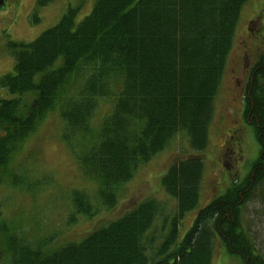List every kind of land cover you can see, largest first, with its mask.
<instances>
[{
  "label": "trees",
  "instance_id": "trees-1",
  "mask_svg": "<svg viewBox=\"0 0 264 264\" xmlns=\"http://www.w3.org/2000/svg\"><path fill=\"white\" fill-rule=\"evenodd\" d=\"M247 2L93 0L79 22L80 5H67L57 23L32 41L7 43L13 69L0 74V168L40 119L58 110L63 141L78 148L81 172L98 185L93 194L71 191L67 224L115 207L136 171L178 133L185 134L192 154L161 178L173 211L149 197L56 248L48 240L32 244L10 233L2 264H212L217 239L243 264H264L242 218L255 187L264 186L255 178L264 172L232 181L198 210L178 239L182 218L199 201L204 169L199 153L207 145L215 96ZM251 78L243 106L255 138L264 142L263 54ZM105 97L113 98L112 107L93 130L97 99Z\"/></svg>",
  "mask_w": 264,
  "mask_h": 264
},
{
  "label": "rangeland",
  "instance_id": "rangeland-1",
  "mask_svg": "<svg viewBox=\"0 0 264 264\" xmlns=\"http://www.w3.org/2000/svg\"><path fill=\"white\" fill-rule=\"evenodd\" d=\"M39 1L42 0H20L17 6L7 5V9L0 10V74L13 69V58L9 56L7 48L9 41H32L57 23L67 5H80L76 22L87 15L93 5V0H49L40 6ZM253 31L256 36L258 32L264 33V0H248L242 8L215 96L213 115L207 130V145L199 153L204 163L199 201L182 218L179 240L192 226L198 210L211 199L222 195L228 182H244L248 175L245 172L249 169V165H246L257 155L258 144L253 129L242 123L246 90L244 83L238 82L247 70V67L244 68L243 53L247 52V66L254 61L256 54L253 43L258 44V51L264 55V36L260 40L249 36ZM111 97L97 99L90 119L93 130L98 128L101 119L110 111L113 103ZM62 136L63 123L59 112L49 110L35 130L13 152L5 169L0 168V264L5 260L3 244L10 233L22 236L32 244L48 240V246L56 248L64 242L81 239L101 223L119 217L149 197L166 203V208L173 211L175 202L163 190L161 178L173 163L192 154L184 133H178L165 149L136 171L120 192L115 207L102 210L91 218L78 216V221L72 224H67L73 212L71 191L81 189L93 194L98 185L92 177L81 172L75 159L78 148L67 146ZM238 137H241L242 160L240 157L236 159L241 154L238 150L235 153L234 148ZM78 143L83 145L85 140H78ZM257 207L255 202L248 200L243 205L242 218L251 242L264 258V212ZM212 264L243 263L238 257L227 253L217 239Z\"/></svg>",
  "mask_w": 264,
  "mask_h": 264
},
{
  "label": "flooded vegetation",
  "instance_id": "flooded-vegetation-1",
  "mask_svg": "<svg viewBox=\"0 0 264 264\" xmlns=\"http://www.w3.org/2000/svg\"><path fill=\"white\" fill-rule=\"evenodd\" d=\"M20 0H0V10H5V9H7V5H19L20 4V2H19ZM13 3V4H12ZM255 34V32L253 31V32H251L250 34H249V36H254L256 39H259L260 40V38H262L263 36H264V33H262V32H258V34H257V36L256 35H254ZM253 45H256L255 46V49H254V51L256 52V54H255V58H254V61L253 62H251V63H248V66H247V57H246V55H247V52L244 54L243 53V59H244V68H246L247 67V70L245 71V73H243V77L241 78V79H239L238 80V82L239 83H244L243 84V87L245 86V90L247 91V88H248V85H249V83L252 81V78H251V70H252V67L254 66V64H256L257 63V61H258V57L260 56V51H258V44H254L253 43ZM257 47V48H256ZM245 48H246V46H245ZM247 49V48H246ZM238 84V83H237ZM240 86H241V84H240ZM242 123H243V125H250L251 127H252V129L254 128L253 127V123H252V120H251V118H249L248 116H246L245 115V107L243 106V108H242ZM255 123H256V126H257V121H255ZM261 129H263L264 130V126H262L261 127ZM254 133V132H253ZM233 137H235V135L233 136ZM254 137H255V135H254ZM256 139V138H255ZM256 141H257V144H258V150H257V155L254 157V160H252L251 162H249L247 165H246V167L249 165V169H248V171L247 172H245V173H250V174H252V177L258 172V173H261V172H264V142L262 141L261 142V140H259V139H256ZM235 142H236V144H235V153H237L236 152V150H238V153H240L241 154V152H242V148H241V137L239 138H236V140H235ZM227 151H228V149H227ZM238 157H240V160H242L243 159V157H242V154L241 155H237V157H236V159L238 158ZM235 159V160H236ZM239 160V159H238ZM244 162V161H243ZM242 162V163H243ZM242 165H244V163L242 164ZM256 178V180L257 179H262V180H264V177H262L261 175L260 176H258V177H255ZM263 182V185H264V181H262ZM227 184V183H226ZM231 183L230 182H228V186H226L225 188L227 189L228 187H229V185H230ZM247 188H249V187H247ZM251 201H253V202H255L256 204H257V206H259L260 208H261V210H262V212H264V186L263 187H261V186H256L255 187V189L253 190V197L250 199ZM259 207H257L258 209H259ZM244 226V225H243ZM245 230V229H244Z\"/></svg>",
  "mask_w": 264,
  "mask_h": 264
}]
</instances>
